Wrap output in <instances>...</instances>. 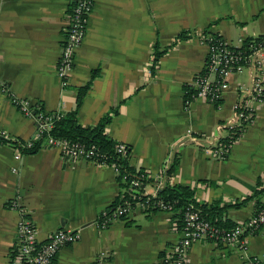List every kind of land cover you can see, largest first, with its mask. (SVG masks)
Returning a JSON list of instances; mask_svg holds the SVG:
<instances>
[{"label": "crops", "instance_id": "obj_1", "mask_svg": "<svg viewBox=\"0 0 264 264\" xmlns=\"http://www.w3.org/2000/svg\"><path fill=\"white\" fill-rule=\"evenodd\" d=\"M69 5L70 0H0V128L22 140L32 138L34 120L11 98L28 99L45 112H65L94 72L77 121L91 126L115 110L106 132L128 146L129 164L144 175L143 189L155 190L165 165V182L189 186L197 203L217 202L221 217L244 222L264 198L256 192L264 188V99L251 102L254 119L226 156L215 159L185 131L214 136L216 123L242 96L239 88L249 86V69L229 76L217 104L200 98L184 104L182 86L202 69V35L230 43L264 35V0H91L84 37L62 82L55 65ZM181 32L186 37L173 42ZM154 50L161 52L155 60ZM118 191L110 166L63 157L43 142L15 158L13 147L1 144L0 264H6L14 242L15 205L30 211L38 240L58 228L77 235L58 249L51 264H94L103 251L113 264H154L178 238L172 213L136 211L98 228L94 220ZM246 246L250 254L264 255V224L246 236ZM187 261L243 264L235 250L207 240L191 244Z\"/></svg>", "mask_w": 264, "mask_h": 264}, {"label": "built area", "instance_id": "obj_2", "mask_svg": "<svg viewBox=\"0 0 264 264\" xmlns=\"http://www.w3.org/2000/svg\"><path fill=\"white\" fill-rule=\"evenodd\" d=\"M90 7L91 0H70L69 22L61 38L60 53L55 65L56 75L62 82L73 68L75 50L84 37ZM200 42L206 45L204 63L201 71L195 73L189 82L193 93L189 99L183 101L184 104L194 98L217 104L222 93L229 86V76L240 74L245 68L249 69L250 74L249 86L239 88L242 96L233 102L229 115L216 123L214 136L206 139L189 130L185 131V135L211 158L223 159L242 128L254 119L251 102L264 99V35L247 39L239 38L236 42L230 43L217 35L204 34ZM11 101L21 114L34 120L33 136L26 140L10 136L0 128V137L6 139L4 144L13 147L15 158L24 153L21 149L31 148L32 139L41 138V142L56 148L63 157L95 162L98 154L94 146L54 138L47 134L52 119L60 115L59 111L41 110L35 114L33 111L40 107L38 104L24 98L12 97ZM9 141L19 144L15 146ZM115 150L119 154L126 155L128 146L124 142L117 141ZM110 167L115 174L116 169ZM166 171L167 167L164 165L159 174L160 180L155 183L153 192H146L143 189L145 180L142 172L123 180L124 185L119 186L115 202L102 210L94 220L96 226L104 228L136 211H168V204L157 195V189L167 184ZM15 206L19 219L6 264H51L58 249L77 237L68 229L58 228L45 240H38L29 217L30 211L26 207ZM262 224H264V198L244 222L235 223L226 229L219 228L204 218L198 207L190 203L186 204L181 208V227L177 240L166 248L154 264H188V250L192 243L199 240H207L235 250L243 264H264V255L250 254L246 246V236L252 234ZM94 264L113 263L109 260L108 252L103 251L94 258Z\"/></svg>", "mask_w": 264, "mask_h": 264}, {"label": "trees", "instance_id": "obj_3", "mask_svg": "<svg viewBox=\"0 0 264 264\" xmlns=\"http://www.w3.org/2000/svg\"><path fill=\"white\" fill-rule=\"evenodd\" d=\"M184 37H186L185 32H181L174 37L173 42L180 40ZM160 53L161 52L154 50L153 60H155ZM93 75L94 72L90 74V77L85 84L77 88L74 107L68 111L60 112V115L58 117H54L52 119V124L50 129L47 131V134L54 138L64 139L70 142H76L78 144H83L86 146H94L98 154L95 158V162L99 164H105L107 166H113L116 169L114 174L115 179L119 186H123V180H127L133 174H139L141 173V171L129 164L128 151L126 155H122L116 152L115 144L117 140L112 139L110 136H108L106 132V127L109 124L113 113H115V110H110L106 112L97 120L94 125L91 126H82L77 121L76 114L78 106L81 103L85 91L89 87ZM182 88L184 101L190 98L191 94L193 93V89L189 84H184ZM41 110L43 109L41 107H38L33 111V113H39L41 112ZM5 142L6 139L0 137V145L4 144ZM9 142L15 146L16 144H19L15 141ZM40 142L41 138L32 139L31 148L21 149V151H23L24 153L33 152L39 147ZM174 166L175 165L173 163L170 165L168 169L170 173L173 171ZM256 192L264 195V188L259 189ZM193 194L194 190L192 188L177 183H167L164 187L157 189V195L160 199L164 200V202L168 204L167 210L172 213V218L178 229H180L181 227V208L182 206L189 203L198 207L203 217L214 225L218 226L219 228L226 229L233 225L232 223L228 222L224 217L220 216V210L223 208V206L220 207L219 203L217 202H213L208 206H205V204L202 203H197L194 199ZM115 200L116 198L113 200V202H111V204H113ZM243 201L244 199L241 200V202L232 203V205H239ZM259 227L253 233H255L259 229Z\"/></svg>", "mask_w": 264, "mask_h": 264}]
</instances>
